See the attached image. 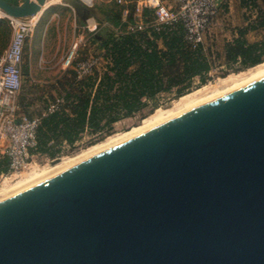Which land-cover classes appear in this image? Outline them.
<instances>
[{"label":"water","instance_id":"water-1","mask_svg":"<svg viewBox=\"0 0 264 264\" xmlns=\"http://www.w3.org/2000/svg\"><path fill=\"white\" fill-rule=\"evenodd\" d=\"M0 264H264V78L0 197Z\"/></svg>","mask_w":264,"mask_h":264},{"label":"trees","instance_id":"trees-1","mask_svg":"<svg viewBox=\"0 0 264 264\" xmlns=\"http://www.w3.org/2000/svg\"><path fill=\"white\" fill-rule=\"evenodd\" d=\"M5 1L19 4L23 0ZM258 1L241 0L250 10L258 7ZM95 9L122 31L101 43L106 71L101 76L93 74L76 81L61 110L42 120L37 133L38 146L33 153L54 159L64 145L73 147L84 134H98L125 118L144 114L149 103L160 95L175 93L181 97L190 91L195 79L205 83L218 65L250 68L264 62V39L258 42L248 39L249 33L264 30V12L255 22L237 29V37L219 51L212 45L192 48L180 31L127 33L122 23V7L115 1L111 8ZM11 33L10 21L0 20V58ZM7 171V161H0V172Z\"/></svg>","mask_w":264,"mask_h":264},{"label":"built area","instance_id":"built-area-1","mask_svg":"<svg viewBox=\"0 0 264 264\" xmlns=\"http://www.w3.org/2000/svg\"><path fill=\"white\" fill-rule=\"evenodd\" d=\"M115 2L122 7V23L126 25L127 33L150 35L151 32L180 31L184 41L194 49L206 47V35L223 13L220 0ZM9 21L12 38L0 58V161L8 162V171L0 172V187L22 177L34 164L38 165V161L53 163L52 158L33 151L38 146L37 133L42 120L59 112L63 106V101L58 99L40 116L29 117L21 112L19 95L23 89L25 48L35 25L31 19ZM158 45L163 48L161 40ZM67 63L74 66L77 81L93 74L101 76L107 66L104 53L80 60L76 51H72L67 56Z\"/></svg>","mask_w":264,"mask_h":264},{"label":"crops","instance_id":"crops-1","mask_svg":"<svg viewBox=\"0 0 264 264\" xmlns=\"http://www.w3.org/2000/svg\"><path fill=\"white\" fill-rule=\"evenodd\" d=\"M85 3H90L91 0H83ZM138 1V0H136ZM170 2L171 0H163ZM222 4L223 13L215 20L212 27L206 35V47L217 45L221 46L220 51L223 50L227 42L232 41L237 37V29L246 27L251 24L253 14L256 18L261 12H264V1H258L256 9H247L243 6L241 0H220ZM58 3L57 0H50L46 10L49 6ZM252 13L250 14V12ZM45 13V12H44ZM94 12H90L89 18L82 20L77 15L69 16L66 23L58 22L57 27L53 29L51 35L49 32V25L54 21L55 14L51 17L52 20L44 27L42 34L34 37V31L41 18L31 19L34 23L33 31L26 43L25 58L23 64V81L25 80L27 91L30 92H44L48 93L50 103L60 99L65 104V97L67 93L74 90L76 85V74L74 66L67 63V56L70 52L76 51L79 59H86L90 56L102 55L104 52L101 49L98 54L93 51L101 48V44L97 38L92 34L93 23L96 20L90 18ZM59 17V16H58ZM83 21V22H81ZM87 21V22H86ZM86 22V23H84ZM103 27L113 28L115 35L121 34L119 28L113 27L105 20L101 22ZM83 24V26L81 25ZM70 28L72 34L69 38L66 37L65 29ZM10 35V41H11ZM248 39L250 42H258L264 39V30L254 31L249 33ZM253 40V41H252ZM100 47H99V45ZM20 110L23 114L29 117L40 116L44 111L39 106L31 107L34 111L29 110L30 106L24 99L19 100ZM69 110H67L68 112ZM64 146L62 147V149ZM62 152V151H61ZM8 163V162H7Z\"/></svg>","mask_w":264,"mask_h":264},{"label":"rangeland","instance_id":"rangeland-1","mask_svg":"<svg viewBox=\"0 0 264 264\" xmlns=\"http://www.w3.org/2000/svg\"><path fill=\"white\" fill-rule=\"evenodd\" d=\"M114 1L115 0H91V2H90L91 5H92V8L94 10L93 12L95 13V14L93 13L94 15H91L90 18L96 20L95 24H94V22H92L93 23L92 24L93 25V29H94L92 34L94 35V37L97 38V41L99 42V44H101L102 42H104L108 38H110V36L112 34L114 35V32H113V28H109V25H108L107 28L102 26L101 22L102 21L105 22L104 17L100 16L98 11L95 8L101 6V7H103V9L106 10V9L112 7V3H114ZM54 14H55V16H54L55 19L52 18L54 21L49 25L50 26L49 27V32H48L49 35L52 34L53 29H55L57 27V24H58L59 21H61V23H66L67 24V22L69 20V16L73 17V14L77 15L75 13V11L69 5H66V4H64L62 2H58V3H55V4L51 5V6H49L47 8V10L45 11V13L42 14V16H41V18H40V20L38 22V25H37V27H36V29L34 31V37H37L38 35L42 34V31H43L44 27L48 24V22L50 20H52L51 17ZM0 15L3 17V19L9 20L2 13H0ZM253 16L256 17V14H253ZM81 22H83V21H81ZM86 22H84V23H86ZM253 22H255V19L252 17L251 23H253ZM109 24H111V23L109 22ZM81 26H83V24ZM64 31H65L66 37L69 38L70 35L72 34L71 29L68 27ZM11 38H12V36H11ZM9 43H10V40H9L5 50L9 46ZM99 47H100V45H99ZM101 49L102 48L95 49L93 51V54L94 53L98 54L99 51H101ZM220 49H221L220 45H217V47H215V50H219L220 51ZM263 66H264V62L262 64H260V65L255 66L256 68L255 67L244 68L241 65H237L234 68L230 69V68L218 65V67H216V69L209 74V76H208V78H207L205 83H201L199 79H195L190 91L187 92L186 94L182 95L181 97H178L177 94H175V93L160 95L155 100L154 103H149V106L146 109L144 114H137V115H135L133 117L125 118V119L121 120L120 122L116 123L115 125H113L112 128L105 129L104 131H102V132H100L98 134H94V135H92V134H84L82 136V138L73 147H70V148L69 147H65V148H63L62 152L59 155H57L56 158L53 159V163H47V162H44V161H38V165L34 164L29 171H26L23 174L24 176L22 175V177L18 178L17 180H15L13 182L6 183V185L4 184L2 187L6 188V186L14 185V189H17L18 187L19 188L23 187V185L26 186L28 184H31V183L37 181L38 179H40L41 178L40 176H42L43 174H46L49 171L51 172L50 169H52V167L54 165L59 164V163H63V161L67 162V161L77 157L78 155H81V154H83L85 152H88L93 147L97 146L98 144L107 142L109 139H115L117 137H121V136H123V135H125L127 133H130L134 129L143 126L144 123L146 122V120L149 119V118H152V116L159 109L165 110L166 113L168 112L167 110L170 109V111H169V113H170V112H172L171 110H173L171 108H174V112H172L174 114L176 109L180 108V110H181V107H180L179 103H177V102L181 98H183L185 96H189V95L194 96V95H198L200 93H202V94L205 93L204 97H205V99H208L210 97L212 98V96L213 97L216 96L215 98H217L219 96L225 95L226 93H228L229 90L232 89V86L235 85L234 84L235 82L232 83V81H234L235 79H238V77L241 78V77H244V76H246L247 79H248V77L250 78L251 74L254 73L253 75H255L256 73H258V71L260 69H261V71H262V69L264 70ZM257 68H260V69H257ZM255 69H257V70H255ZM252 71H253V73H251ZM229 76H230V78L232 77V79H231L232 81L230 82V84H228V82H227V80L228 81L230 80V79H228ZM246 77L243 78V81H245ZM224 80H226L227 83ZM241 80L238 79V80H235V81L237 83H239ZM232 84H234V85H232ZM227 85H230V86L232 85V86L230 88ZM25 86H26V83H25V80H24L23 81V89H22V91H21V93L19 95V100L22 98L25 101H27L28 105L30 106V108H29L30 112L35 110V109L33 110L31 108V107L34 108L35 106L36 107L39 106V107H41V109L45 110V108L47 107L48 103L51 101L50 98H49L48 93L38 92V91L30 92V91H27L30 88H27ZM204 89L206 91H203ZM204 97H203V99H204ZM175 104H176V106L178 105V108L175 106ZM151 111H153V112L150 113ZM177 113H179V112H177ZM36 166H37V169L35 168ZM31 170L34 171V172H32ZM44 171H45V173H43ZM35 173H37L38 175L35 174ZM33 176L34 177L36 176V177L34 178ZM37 176L40 177V178H38ZM28 178H30V181L27 180ZM33 179H35V180L33 181ZM20 181H25V183L21 182L19 184L18 182H20ZM26 183H28V184H26ZM10 186L7 187V188H13V187H10Z\"/></svg>","mask_w":264,"mask_h":264},{"label":"bare ground","instance_id":"bare-ground-1","mask_svg":"<svg viewBox=\"0 0 264 264\" xmlns=\"http://www.w3.org/2000/svg\"><path fill=\"white\" fill-rule=\"evenodd\" d=\"M57 2H63V0H57ZM48 3H49V0L47 1V3H46V6H45V9H46V7L48 6ZM256 68V67H255ZM261 68V67H260ZM260 68H257V69H260ZM263 68H264V66H263ZM257 69H255V70H257ZM254 70V71H255ZM250 71V70H249ZM251 73H253V71L251 72ZM256 73V72H255ZM254 74V73H253ZM253 74H251V76H250V78L248 77V79H247V77L246 76H244V77H246V79H245V81H243V78L244 77H241V78H239L238 77V79L239 80H241L239 83H237L235 80H238V79H235L234 81H232L231 79H232V77L230 78V76H229V78L228 79H230L229 81L227 80V82H228V84H230V82L232 81V83L233 82H235L234 84H232V85H234V86H232V89L231 90H229L228 91V93H231V92H233V91H235V90H238V89H240V88H242V87H245V86H247V85H249V84H251V83H253V82H255V81H258V80H260V79H262V78H264V70L262 69V71H261V69L258 71V73H256L255 75H253ZM225 82H226V80H224ZM224 82V83H225ZM226 82V83H227ZM223 83V82H222ZM237 83V84H236ZM219 85V84H218ZM220 86V85H219ZM227 86H229L230 88H231V86L230 85H227ZM217 88V87H216ZM210 90V89H209ZM213 90V89H212ZM216 90V89H215ZM203 91H206L205 89L203 90ZM202 91V92H203ZM208 91V90H207ZM216 92V91H215ZM209 93V92H208ZM228 93H226V94H228ZM197 94V93H196ZM205 94V93H204ZM204 94H202V93H200V94H198V95H194V96H192V95H189V96H185V97H183V98H181L177 103H179V105H180V107H181V110H180V108H178V105L176 106V104H175V106L179 109H176L175 110V113L173 114L172 112H174V108H171V109H173V110H171L172 112H170L169 113V111H170V109L169 110H167L168 112L166 113L165 112V110H163V109H159V110H157L156 111V113L152 116V118H149V119H147L146 120V122L144 123V125L143 126H141V127H138V128H136V129H134L133 131H131L130 133H127V134H125V135H123V136H121V137H117V138H115V139H109L107 142H104V143H101V144H98L97 146H95V147H93L91 150H89L88 152H85V153H83V154H81V155H78L77 157H75V158H73V159H71V160H69V161H67V162H65V161H63V163H59V164H56V165H54L53 167H52V169H50L51 170V172L49 171L48 173H46V174H43L42 176H40L41 178H43V177H45V176H47V175H49V174H51V173H53V172H55V171H57V170H59V169H61V168H63V167H65V166H68V165H70V164H72V163H74V162H77V161H79V160H81V159H83V158H85V157H87V156H90V155H92V154H94V153H96V152H98V151H101V150H103V149H105V148H107V147H110V146H112V145H114V144H116V143H118V142H120V141H122V140H124V139H127V138H129V137H131V136H134V135H136V134H138V133H141V132H143V131H146V130H148V129H150V128H152V127H155V126H157V125H159V124H161V123H163V122H166V121H168V120H170V119H172V118H174V117H177V116H179V115H181V114H183V113H185V112H188V111H190V110H192V109H194V108H196V107H198V106H201V105H203V104H205V103H207V102H209V101H211V100H214V99H216L215 97H213L212 96V98L210 97V98H208V99H205V95ZM207 94V93H206ZM225 94V95H226ZM222 96H224V95H222ZM203 97H204V99H203ZM219 97H221V96H219ZM219 97H217V98H219ZM203 99V100H202ZM174 106V105H173ZM174 106V107H175ZM178 110V111H177ZM177 112H179V113H177ZM172 113V114H171ZM177 113V114H176ZM61 162V161H60ZM36 169H37V166L35 167ZM34 169V168H33ZM35 170V169H34ZM32 171V170H31ZM30 171V172H31ZM32 172H34V171H32ZM43 173H45V171L43 172ZM35 174H37V173H35ZM38 175V174H37ZM24 176V175H23ZM31 177V176H30ZM34 177V176H33ZM36 177V176H35ZM34 177V178H35ZM38 177V176H37ZM40 177H38V178H40ZM40 178V179H41ZM37 179V178H36ZM26 180V179H25ZM28 181H30V178H28L27 179ZM35 179H33V181H34ZM39 180V179H38ZM21 182H23V183H25V181H20V182H18L19 184L21 183ZM17 184V183H16ZM15 184V185H16ZM18 184V185H19ZM26 184H28V183H26ZM25 184V185H26ZM6 185V184H5ZM10 186V185H9ZM9 186H6V188L5 187H0V197H2V196H4V195H7V194H9V193H11V192H13V191H15V190H17V189H14V185H12V186H10V187H13V188H7V187H9ZM21 186V185H20ZM23 187H24V185H23ZM22 188V187H21ZM20 189V188H19Z\"/></svg>","mask_w":264,"mask_h":264}]
</instances>
